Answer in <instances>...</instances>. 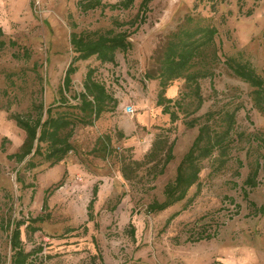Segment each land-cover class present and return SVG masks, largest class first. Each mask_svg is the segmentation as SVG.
Instances as JSON below:
<instances>
[{"label": "rangeland", "instance_id": "1", "mask_svg": "<svg viewBox=\"0 0 264 264\" xmlns=\"http://www.w3.org/2000/svg\"><path fill=\"white\" fill-rule=\"evenodd\" d=\"M79 1L0 0V264H10L13 253L9 220L40 215L46 219L36 223L39 230L22 227L25 248H43L36 264H264V114L253 103L254 88L216 60L212 76L200 80L199 110L193 111L194 86L185 78L167 90L185 107L176 124L157 104L163 52L185 26L213 23L219 53L251 61L264 76V0H150L145 20L130 27L132 48L119 51L115 63L96 57L79 61L66 92L69 103L77 104L92 67L118 105L93 125L76 126L74 150L63 161L50 165L36 155L17 162L8 155L19 150L26 133L11 115L28 113L34 103L59 105L75 55L71 32L131 21L143 0L128 9L110 6L120 0H102L105 6L87 11ZM56 109L79 111L70 104ZM232 113L235 121L227 131ZM194 118L196 126H188ZM203 124L222 141L203 161L190 200L150 213L149 204L164 199L165 185ZM160 130L175 140V158L165 173L154 178L143 167L137 178L125 179L122 159H143ZM107 135L111 150L101 156L94 148ZM255 171L256 183H247ZM95 186L98 195L89 209ZM176 211L180 214L166 225Z\"/></svg>", "mask_w": 264, "mask_h": 264}, {"label": "trees", "instance_id": "2", "mask_svg": "<svg viewBox=\"0 0 264 264\" xmlns=\"http://www.w3.org/2000/svg\"><path fill=\"white\" fill-rule=\"evenodd\" d=\"M149 1H142L140 12L131 21L115 19L113 26L107 29L77 31L76 24L73 23L75 30L71 32L70 41L75 55L66 70L64 83L59 89L58 102L60 103L58 106L52 104L48 108H45L42 102L34 103L32 110L28 113H13L11 115L18 126L25 131L26 136L19 150L8 155L10 158L16 159L17 162H23L27 158L40 155L50 165L57 164L74 150L71 139L78 124L93 125L104 113L113 110L118 105V100L113 97L107 87L96 80V69L92 67L87 71L84 91L76 95V98H79L77 104L69 103L66 92L72 90L73 75L78 70L77 63L79 61L96 57L102 63H115L119 51L127 52L132 48L131 35L133 31L130 30V27L135 26L138 22L141 24L145 20L144 13ZM134 2L135 0H120L110 6L128 9ZM100 5H103L102 0L79 1V7L84 11ZM138 27L139 25L136 30ZM2 34L3 30L0 27V35ZM217 34L218 28L213 23H197L192 27L181 28L178 32L173 33L168 41L161 62L157 104L162 107V112L168 115L172 125L180 120V113L185 107L181 99L167 96L168 88L179 78H185L188 84H193V95L197 100V106L193 111L196 112L204 102L200 80L212 76L211 64L216 60H223L235 76L254 88L253 103L264 114V76L258 72L251 61L237 56L220 54L216 45ZM203 61L205 63L200 64ZM66 104H70V107L77 108L79 111L74 113L69 109H56ZM228 118L227 131L232 128L235 114H229ZM197 120V118L191 119L186 124L194 127ZM221 141L222 138L215 139L213 137L208 124L200 125L198 135L177 166L175 178L165 185L164 199L162 201L153 200L148 206L149 212H162L186 199L189 201L191 188L200 183L203 161L214 153L217 144ZM174 146L175 140L171 139L170 132L165 133L160 130L143 159H122V176L127 180L137 178L138 171L143 167H146L147 172L154 178L164 174L168 164L175 158ZM110 150L111 137L101 136L94 152L106 156ZM30 165L35 167L37 163L30 160ZM256 174L255 171L246 182L255 184ZM98 190V186H95L94 197L90 201L89 209H93ZM50 192L51 189H48L44 197L45 207L48 206ZM260 209L263 210L264 206ZM179 214L180 211H176L169 216L166 225ZM45 219V216L40 215L30 217L28 221L25 219L9 220L8 228L14 225L10 237L13 251L10 264H36V254L43 248L27 250L23 242L22 227L25 225L26 229L36 232L40 229L36 223L44 222ZM135 231L136 227L132 224V235H135Z\"/></svg>", "mask_w": 264, "mask_h": 264}, {"label": "built area", "instance_id": "3", "mask_svg": "<svg viewBox=\"0 0 264 264\" xmlns=\"http://www.w3.org/2000/svg\"><path fill=\"white\" fill-rule=\"evenodd\" d=\"M129 110H130L131 112H133L134 109H133L132 106H130V107H129Z\"/></svg>", "mask_w": 264, "mask_h": 264}]
</instances>
